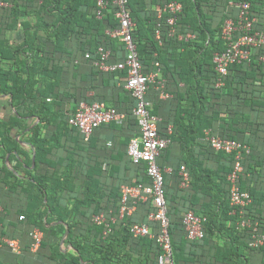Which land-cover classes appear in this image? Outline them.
<instances>
[{
	"label": "trees",
	"instance_id": "obj_1",
	"mask_svg": "<svg viewBox=\"0 0 264 264\" xmlns=\"http://www.w3.org/2000/svg\"><path fill=\"white\" fill-rule=\"evenodd\" d=\"M97 1L0 0V95L9 97L8 114L0 117V237L20 246L19 254L0 248L11 252L5 264H158L155 239L129 232L130 224L147 223L157 234L159 223L147 220L155 210L151 198L132 200L134 213L118 219L122 187L148 186L150 180L145 164H134L127 154L139 129L132 113L136 101L118 84L126 73L94 66L99 47L111 52L108 63L123 61L125 52L105 34L118 27L113 0H104L108 5L100 19ZM172 1L182 10L169 35L167 15L158 13ZM243 2L264 26V0H127L142 71H155L157 63L168 94L162 100L150 85L146 99L160 118L159 134L172 130L157 164L162 171L171 168L169 175L163 171V196L174 264H264V240L250 245L253 236L264 238V67L259 62L264 47L231 64L220 87L212 63L213 54L225 49L224 22L238 12L230 3ZM13 32L20 34L18 40L11 38ZM188 33L195 37L178 39ZM82 102L103 103L124 118L100 125L85 140L69 124ZM208 129L249 148L242 154L239 183L251 199L243 216L251 227L238 226L241 217L229 202L227 175L234 156L204 142ZM181 166L188 173L186 187H181ZM140 210L144 218L138 220ZM188 211L206 219L201 240L186 238ZM100 214L108 223L117 219L106 236L104 225L92 221ZM34 229L42 233L35 251ZM62 245L72 250L65 252Z\"/></svg>",
	"mask_w": 264,
	"mask_h": 264
},
{
	"label": "built area",
	"instance_id": "obj_2",
	"mask_svg": "<svg viewBox=\"0 0 264 264\" xmlns=\"http://www.w3.org/2000/svg\"><path fill=\"white\" fill-rule=\"evenodd\" d=\"M0 5H3L0 3ZM108 1H97V18L102 17V10L106 8ZM112 5L115 6L114 17L118 23L115 30H106L105 34L112 39H116L124 45V60L116 63H108L111 52L99 47L97 49L98 59L94 62L99 70L103 72H121L126 73L124 88L130 92L136 105L133 108V116L136 119L139 129V136L130 140L127 147V154L134 164L143 162L146 167V175L150 180L148 186L122 187L121 207L118 219H122L124 214L130 215L132 208L127 203L132 200L146 201L151 198L154 212L147 216L148 222L159 223V230L154 235L147 223H134L129 225V232L134 238H151L155 239L161 254L158 257V264H174L172 260V250L170 237L168 233L169 221L166 216V202L163 196V171L157 164V160L161 153L171 144L170 135L171 127L167 128L166 135L158 132V123L160 119L151 113V103L146 99L148 87L153 85L159 90V97L165 99L168 94L164 92V80L161 79L158 64H155V71L144 73L142 65L138 58L136 43L132 38V32L135 28L127 8V0H113ZM238 12L235 18L227 19L220 31V38L225 44L222 52L213 54L212 63L217 74L216 87L223 85V79L228 74V68L233 63L249 60L251 52L254 49L264 47V26L257 25V18L250 12V4L243 2L234 5ZM182 6L176 1L165 4L159 10V17L162 14L167 15L165 24L170 28L169 35L175 33V23L177 16L180 14ZM193 34L179 35L178 39L187 41L193 39ZM156 38L159 39V32H156ZM89 53L85 54V58H89ZM259 62L264 67V55L259 57ZM124 118V115L118 113L114 108H108L103 103H80L76 112L69 119V124L77 127L80 133L88 140L93 131L103 124L118 122ZM204 142H206L215 152H224L234 156L232 168L227 175L229 184V202L233 208V213H238L241 220L238 224L240 228L251 227V223L245 220V208L251 202L247 192L240 189V175L243 172L241 165L242 154L249 153V148L237 141L220 138L212 134L211 130L204 131ZM180 176L182 178L181 187L188 185V173L183 166L180 167ZM2 209L0 208V213ZM23 219L22 216L19 217ZM117 219L112 218L108 223L105 215L100 214L93 216L92 221L95 225H104L103 235L106 236L110 232V223H115ZM206 219L193 211H188L183 215V226L186 237L192 241L201 240L204 237V223ZM33 243L32 250L39 248L42 240V233L34 229L30 234ZM250 243L252 247L262 244L263 237L256 238L253 236ZM6 247L12 253L19 254L20 246L17 240L0 237V248Z\"/></svg>",
	"mask_w": 264,
	"mask_h": 264
},
{
	"label": "crops",
	"instance_id": "obj_3",
	"mask_svg": "<svg viewBox=\"0 0 264 264\" xmlns=\"http://www.w3.org/2000/svg\"><path fill=\"white\" fill-rule=\"evenodd\" d=\"M10 36H11L12 39L18 40V38L20 37V34L18 32H13V33L10 34ZM118 84L124 87V81L119 82ZM8 101H9V97L8 96L0 95V117H3L4 115L8 114L9 109L5 108V106H6L5 104ZM208 130H210V129H208ZM100 144H102V143H100ZM104 161H105L104 163H107L108 165L111 162V161L108 162V160H104ZM111 163H113L114 165L116 164V165H121V166L123 164V162H120V163L119 162H111ZM116 167L120 168L119 166H116ZM163 171H164V173H166L167 175H169L170 174V171H171V168H165ZM132 203H133V201H130L129 202V205H128L129 208H132L133 207V209L130 212V215H132L134 213V211L136 210V208L134 207V205H132ZM143 218H144V212L142 210H140L139 215H137V219L139 220V219H143ZM66 233H67V231H66ZM61 247L65 249V252H70L72 250L70 246H68V247L65 248V246L62 245ZM10 253L8 251H6V250H5V252L4 251H1L0 252V262L1 263H4V264L7 263V262H9L8 261L9 260V255L8 254H10Z\"/></svg>",
	"mask_w": 264,
	"mask_h": 264
}]
</instances>
